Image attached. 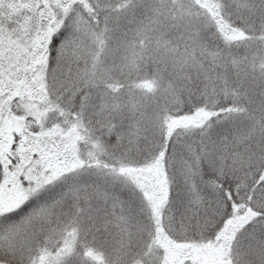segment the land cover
<instances>
[{"label":"snow or ice","instance_id":"snow-or-ice-1","mask_svg":"<svg viewBox=\"0 0 264 264\" xmlns=\"http://www.w3.org/2000/svg\"><path fill=\"white\" fill-rule=\"evenodd\" d=\"M0 264H264V0H0Z\"/></svg>","mask_w":264,"mask_h":264}]
</instances>
